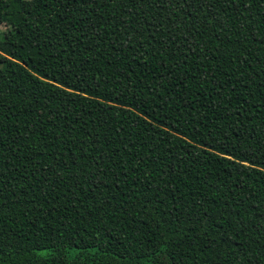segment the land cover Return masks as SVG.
<instances>
[{"label": "trees", "instance_id": "1", "mask_svg": "<svg viewBox=\"0 0 264 264\" xmlns=\"http://www.w3.org/2000/svg\"><path fill=\"white\" fill-rule=\"evenodd\" d=\"M0 264H264V0H0Z\"/></svg>", "mask_w": 264, "mask_h": 264}]
</instances>
